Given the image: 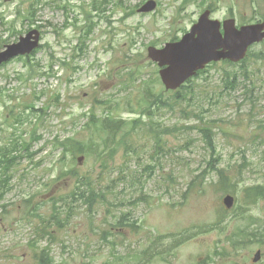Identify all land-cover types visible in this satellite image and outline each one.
Masks as SVG:
<instances>
[{"label": "rangeland", "instance_id": "374dc122", "mask_svg": "<svg viewBox=\"0 0 264 264\" xmlns=\"http://www.w3.org/2000/svg\"><path fill=\"white\" fill-rule=\"evenodd\" d=\"M99 1L0 0V50L42 32L32 58L0 67V147L27 148L5 177L11 186L0 182V264H42V255L54 264H264V237H228L264 222V201L243 192L264 184V42L244 69L208 67L181 89L182 102L147 55L207 7L239 25L261 20L264 0H156L150 13L138 12L148 0ZM91 113L128 121L113 154L54 147ZM79 181L91 203L75 201Z\"/></svg>", "mask_w": 264, "mask_h": 264}, {"label": "water", "instance_id": "95a60500", "mask_svg": "<svg viewBox=\"0 0 264 264\" xmlns=\"http://www.w3.org/2000/svg\"><path fill=\"white\" fill-rule=\"evenodd\" d=\"M155 7L156 2L150 0L140 11H151ZM210 13V10H206L180 41L169 42L161 49L149 47V57L158 61L160 66L166 65L161 69L160 75L167 89L180 87L211 61H239L245 57L250 45L264 39V22L237 28L235 19H229L224 21L222 33L221 22L210 19ZM39 39L40 32L34 29L22 36L19 42L7 45L6 49L0 52V65L15 56L31 53L38 47ZM224 202L231 207L233 198L228 196ZM259 259L260 252L254 260Z\"/></svg>", "mask_w": 264, "mask_h": 264}, {"label": "trees", "instance_id": "16d2710c", "mask_svg": "<svg viewBox=\"0 0 264 264\" xmlns=\"http://www.w3.org/2000/svg\"><path fill=\"white\" fill-rule=\"evenodd\" d=\"M247 62H248V58L244 59L242 63L240 64L243 69L245 68L244 65ZM190 82L191 80L188 83ZM187 86L188 85H185L183 86V88H186ZM145 93L148 97L154 98L153 103L157 101L159 93L157 94L156 92H154L153 90H150L149 88L145 90ZM177 96L180 102L185 101L187 99V96L184 90L178 91ZM148 105L149 104H147V106ZM123 125L128 126V121L119 119L117 117H110V116H102V117L97 116L96 118L91 117L86 126L94 128L93 129L94 135L99 137V140H97V138L95 137H88V135L84 139L83 137L79 138V135L83 134L85 131L82 133L76 132L74 135L67 136L63 139L60 136H58L54 140L55 145H56L54 146L62 148V152L64 155L74 152L76 149L78 151L85 152L89 156L91 155L97 156L100 153V147H102L101 149L104 153L113 154L115 151L114 149L116 147L115 144L118 142L116 140L118 131L123 129ZM87 127H85L86 130H87ZM128 130L129 128L124 130L125 132H123V137L127 134ZM94 139H96L97 141H95ZM16 141H18V139ZM26 150L27 148L23 144L19 145L18 142H14L6 146L3 145L0 147V182H1V185L4 184V186H7V187L11 186L10 182L8 181V179L6 180L5 177L6 175H9L8 173H10L11 168L14 165H16L17 161L23 158V155L25 154ZM196 178H198V176ZM229 181H231V178ZM79 182H80V185L78 186V190H76L74 193V195H76L75 201L81 200L80 199L81 197V198H86L87 202L91 203L92 197L90 195L87 197L85 196V192L86 190H88V186L86 184H84V186H81L83 185V183L81 181ZM192 183L194 184L195 181H192ZM85 186H87V188ZM243 192L246 193V198L248 199V201H250V199L254 201L255 200L264 201V184H260L257 186L249 185L245 188V191L243 190ZM247 212L248 210L245 209V213L239 218L241 221L248 218L246 216ZM257 218H260V217H257ZM66 222H69V219H67ZM118 224L120 223L118 222ZM251 226H252V223L251 224L241 223L236 227L235 232L233 234L230 233L228 237H231V236L234 237L231 239L234 242V245L238 243L240 244V242H245L247 241L248 238H251V239L257 238V242L262 243L263 242L262 237H264V222L261 221V226L259 228H256V231L248 232ZM43 257H46V256L42 255L41 258ZM42 264H53V260L51 259V261H45Z\"/></svg>", "mask_w": 264, "mask_h": 264}]
</instances>
